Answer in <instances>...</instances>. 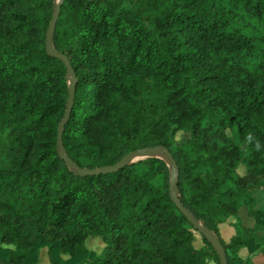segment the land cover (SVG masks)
Returning a JSON list of instances; mask_svg holds the SVG:
<instances>
[{
  "label": "trees",
  "instance_id": "16d2710c",
  "mask_svg": "<svg viewBox=\"0 0 264 264\" xmlns=\"http://www.w3.org/2000/svg\"><path fill=\"white\" fill-rule=\"evenodd\" d=\"M56 8L0 0V262L25 264L36 251L52 263L55 246L74 259L98 239L89 264H220L172 201L164 160L86 177L61 160L69 83L46 50ZM54 47L77 76L63 141L79 167L166 146L182 203L219 236L229 264H256L241 254L252 246L264 258L254 198L264 191V0H66ZM180 133L190 139L177 146ZM244 206L253 228L238 217ZM223 225L235 228L229 242Z\"/></svg>",
  "mask_w": 264,
  "mask_h": 264
},
{
  "label": "water",
  "instance_id": "95a60500",
  "mask_svg": "<svg viewBox=\"0 0 264 264\" xmlns=\"http://www.w3.org/2000/svg\"><path fill=\"white\" fill-rule=\"evenodd\" d=\"M65 1L66 0H57V8L55 14L53 15L46 37L47 53L50 56L63 61L67 69L66 79L69 83L67 109L58 127L57 144L60 149L59 156L61 160L66 163L67 167L72 170L76 176L86 177L100 174L116 173L123 170L127 166L145 158L154 157L156 155H164L172 168L170 181V197L172 201L175 203L177 208L183 213V215L188 219V221L193 225V227L198 230L202 234V236H204L208 240V242H210V244L213 246V248L218 254L220 264H229L225 247L223 246L219 236L213 230L207 227L203 221H199L198 218L182 203L179 193V166L176 160L174 159L172 153L170 152L169 148L163 145L142 148L128 153L115 165L95 169L79 167V165L67 154L64 146L63 136L65 132V127L71 117V113L74 107L77 76L69 58L63 55L62 53L58 52L54 47L56 25L60 17L61 7Z\"/></svg>",
  "mask_w": 264,
  "mask_h": 264
},
{
  "label": "rangeland",
  "instance_id": "374dc122",
  "mask_svg": "<svg viewBox=\"0 0 264 264\" xmlns=\"http://www.w3.org/2000/svg\"><path fill=\"white\" fill-rule=\"evenodd\" d=\"M189 139H190V136L188 134L180 133L175 137V143L177 146H181L184 143H186ZM154 157L164 160L170 168V164L164 155H156ZM150 158H152V157H150ZM146 159H149V158H145L143 160H146ZM243 168L246 169V166H243ZM160 173H162V170L160 171ZM223 234H224V238L226 240H228L230 232L225 231ZM197 238L198 239L195 243V246L200 247V246H202V240H201V237L199 235H197ZM257 248L260 249L261 247L257 246ZM102 250H103L102 244L100 243V241L98 239H93V240L89 241V243L87 244V251L80 250L77 258L70 259L67 256L60 254L58 247L55 246V247H53V250H52L54 258H55V262H52V263L50 262V259L48 257L49 255H47L46 250H44V252L46 253L45 257L39 258L38 253L36 251H32L31 253H29L27 258L25 259L26 260L25 264H89L90 262H93V253L94 252L100 253ZM242 255L244 257L248 256L247 252H244ZM262 258H263V256H262ZM262 258H261V264H264V261H263L264 258L263 259ZM257 262L259 264L260 260H257ZM0 264H8V263L4 259L0 262Z\"/></svg>",
  "mask_w": 264,
  "mask_h": 264
},
{
  "label": "crops",
  "instance_id": "0c3cea01",
  "mask_svg": "<svg viewBox=\"0 0 264 264\" xmlns=\"http://www.w3.org/2000/svg\"><path fill=\"white\" fill-rule=\"evenodd\" d=\"M243 166H246V165L245 164H241L240 167L238 168V172L242 176H244L247 173V168L244 169ZM254 198L257 201V209H264V191H258V192H256L254 194ZM238 217L242 221V223H243V225L245 227L253 228L255 226V220L249 216V209H248V207H245V206L242 207L239 210ZM225 231H229L230 232V235H229V239L228 240H226L224 238V234L223 233ZM235 233H236L235 228H233L232 226H229V225H223L222 226L221 234H222L223 239L226 242H229L231 240V238L233 237V235H235ZM263 233H264V231L263 232H260L259 234L260 235H263ZM260 250L261 249H258L257 246H252L250 248L243 249L242 252H241V254H243L244 252H247L248 256L253 257V260L255 261L256 264H258L257 260H260V263L259 264H261V258H262V256L259 254ZM263 261H264V259H263Z\"/></svg>",
  "mask_w": 264,
  "mask_h": 264
}]
</instances>
